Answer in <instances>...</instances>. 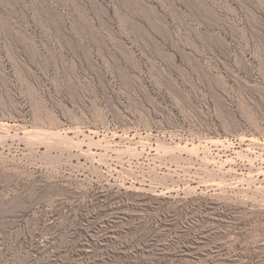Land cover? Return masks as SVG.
I'll return each mask as SVG.
<instances>
[{
    "label": "rangeland",
    "instance_id": "1",
    "mask_svg": "<svg viewBox=\"0 0 264 264\" xmlns=\"http://www.w3.org/2000/svg\"><path fill=\"white\" fill-rule=\"evenodd\" d=\"M0 264H264V0H0Z\"/></svg>",
    "mask_w": 264,
    "mask_h": 264
}]
</instances>
